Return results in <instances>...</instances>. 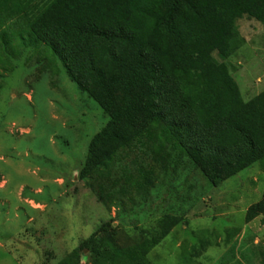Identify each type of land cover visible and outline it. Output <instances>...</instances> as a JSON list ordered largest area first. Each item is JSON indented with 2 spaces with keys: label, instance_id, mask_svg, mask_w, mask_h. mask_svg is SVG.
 <instances>
[{
  "label": "rangeland",
  "instance_id": "rangeland-1",
  "mask_svg": "<svg viewBox=\"0 0 264 264\" xmlns=\"http://www.w3.org/2000/svg\"><path fill=\"white\" fill-rule=\"evenodd\" d=\"M10 27L26 38L24 21ZM236 28L244 44L225 63L248 101L264 91V25L243 17ZM0 49V264H58L97 232L128 249L157 240L150 264H264V215L245 219L263 195L261 164L213 187L180 150L163 163L136 146L81 179L107 116L43 46Z\"/></svg>",
  "mask_w": 264,
  "mask_h": 264
},
{
  "label": "trees",
  "instance_id": "trees-1",
  "mask_svg": "<svg viewBox=\"0 0 264 264\" xmlns=\"http://www.w3.org/2000/svg\"><path fill=\"white\" fill-rule=\"evenodd\" d=\"M243 17L264 25V0H0V42L13 56L43 46L107 116L81 179L137 146L163 163L168 148L180 150L217 187L256 163L264 171V91L243 100L225 63L244 44ZM17 19L26 38L10 27ZM0 66L8 72V59ZM261 215L264 191L245 219ZM114 240L97 232L58 264H80L81 248L89 264H150L147 249L158 243Z\"/></svg>",
  "mask_w": 264,
  "mask_h": 264
}]
</instances>
